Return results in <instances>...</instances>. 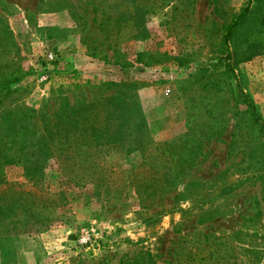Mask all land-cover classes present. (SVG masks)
Listing matches in <instances>:
<instances>
[{"label": "rangeland", "instance_id": "rangeland-1", "mask_svg": "<svg viewBox=\"0 0 264 264\" xmlns=\"http://www.w3.org/2000/svg\"><path fill=\"white\" fill-rule=\"evenodd\" d=\"M0 264H264V0H0Z\"/></svg>", "mask_w": 264, "mask_h": 264}, {"label": "trees", "instance_id": "trees-1", "mask_svg": "<svg viewBox=\"0 0 264 264\" xmlns=\"http://www.w3.org/2000/svg\"><path fill=\"white\" fill-rule=\"evenodd\" d=\"M246 12L242 13L237 19H235L230 27H229V33L227 34L226 39L228 40V37L233 29V27L237 24L238 20L241 19ZM15 82H19L20 79L19 77H16L13 79ZM44 114L42 112H35L33 115L25 114L23 112L22 114V120L25 123V129H26V134L31 136V138H37L41 140V143L43 145V151L45 158L44 160H39V158L36 156L34 152H31L30 157H35L33 160H27V162L30 161V165L34 164H43L51 161V160H57L59 162L60 158H65L66 160H73L74 156L71 155L73 153L77 157H79L81 160L80 162H84L82 160V154L80 150V137L82 135L86 134L90 128H88V123L86 122L87 120L83 118L82 116H75L77 117V120L74 121L73 117L74 115L71 116H66V126L65 128H60L57 124V122H52L49 118V115H47V112L45 111V120H44ZM72 117V118H69ZM41 119L42 125H39L38 121ZM61 119V118H60ZM79 125L82 126L79 130ZM103 131H106L104 129ZM108 131V130H107ZM108 133V132H107ZM55 145H60V148L62 150V154H57L56 150H53ZM34 146V144H33ZM77 148V150H76ZM76 150V151H75ZM44 165V164H43ZM45 166V165H44ZM30 167V166H29ZM43 167L40 166L38 167V171L36 170L35 172H30L28 171L27 173L31 175V179L35 180V182L39 180L40 177L38 174L43 173ZM68 176H71V180L75 181L77 186L83 185V183H86L91 177L93 178L94 175L92 176L91 173H85V176L83 173H77L76 171H71L69 173H66ZM35 178V179H34ZM62 196L65 197V193H62ZM13 214V210L11 211Z\"/></svg>", "mask_w": 264, "mask_h": 264}]
</instances>
